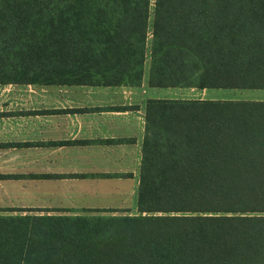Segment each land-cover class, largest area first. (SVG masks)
Wrapping results in <instances>:
<instances>
[{"label": "trees", "instance_id": "obj_1", "mask_svg": "<svg viewBox=\"0 0 264 264\" xmlns=\"http://www.w3.org/2000/svg\"><path fill=\"white\" fill-rule=\"evenodd\" d=\"M151 4L0 0V84L139 86L150 50L152 87L264 89V0ZM145 111L139 214L0 215V264H264V100Z\"/></svg>", "mask_w": 264, "mask_h": 264}, {"label": "crops", "instance_id": "obj_2", "mask_svg": "<svg viewBox=\"0 0 264 264\" xmlns=\"http://www.w3.org/2000/svg\"><path fill=\"white\" fill-rule=\"evenodd\" d=\"M149 53L139 86L0 84V215H134L146 103L160 99ZM172 88L169 99L225 100Z\"/></svg>", "mask_w": 264, "mask_h": 264}, {"label": "rangeland", "instance_id": "obj_3", "mask_svg": "<svg viewBox=\"0 0 264 264\" xmlns=\"http://www.w3.org/2000/svg\"><path fill=\"white\" fill-rule=\"evenodd\" d=\"M154 1L155 0H151V8H154ZM151 9V10H152ZM151 17H153V13H151ZM150 38H151V33H150ZM182 88H186V87H182ZM196 89L195 87H189L187 89ZM165 90V91H164ZM180 90L179 88H167V89H157V91H159L156 94L155 98H160V99H169L171 98L170 96L172 95H167V94H172V93H176V91ZM212 91H219V92H214L213 96H220L217 98H225V99H229V98H234V100H254V99H264V89H224V88H215V89H211ZM189 91V90H188ZM175 96L180 97L181 95L179 93H176ZM242 98V99H239ZM134 215L139 214V209H137L136 211H133ZM136 213V214H135ZM159 214H163V213H159ZM92 217V216H89Z\"/></svg>", "mask_w": 264, "mask_h": 264}]
</instances>
